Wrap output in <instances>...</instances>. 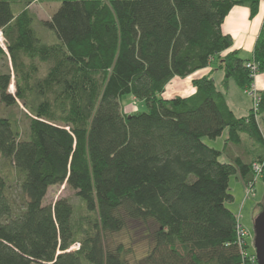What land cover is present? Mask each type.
I'll return each mask as SVG.
<instances>
[{
	"label": "trees",
	"instance_id": "1",
	"mask_svg": "<svg viewBox=\"0 0 264 264\" xmlns=\"http://www.w3.org/2000/svg\"><path fill=\"white\" fill-rule=\"evenodd\" d=\"M32 1L0 0V104L26 119L22 129L0 113V157L18 176L13 191L0 172V264H241L249 242L239 245L225 201L230 176L248 185L264 158V89L241 116L210 74L189 95L162 92L212 63L223 89H249L246 63L264 70V16L251 58L221 54L232 44L222 22L237 4L252 18L260 0H58L41 21L54 42L35 28ZM125 94L146 109L123 112ZM224 129L221 148L203 141ZM242 135L261 153L233 155ZM63 183L82 203L76 218L67 198L44 202ZM130 227L146 244L132 259L109 239Z\"/></svg>",
	"mask_w": 264,
	"mask_h": 264
},
{
	"label": "rangeland",
	"instance_id": "2",
	"mask_svg": "<svg viewBox=\"0 0 264 264\" xmlns=\"http://www.w3.org/2000/svg\"><path fill=\"white\" fill-rule=\"evenodd\" d=\"M57 6L58 0H33L29 5L30 10L35 17L34 26L43 37L47 36L46 38H43L46 42L56 41V36L51 30H48L49 32H47L46 34L45 27L41 24V21L42 19L47 18L50 12L55 10ZM211 67L215 72L217 71L216 63H212ZM4 70H6V60L0 57V71ZM258 72L254 74V77ZM214 77L215 79H217V73L214 75ZM253 89L256 93H258L254 85ZM162 95L164 97H170L172 96V93L165 90ZM246 97H248L247 99L249 100V102H251L252 108V96L247 95ZM120 105L122 111L127 113L146 109V105L143 101L134 98L129 94L121 96ZM22 110L24 109L20 104L19 106H13L11 108L4 107L0 104V113H9L11 116H13V118L16 119V122H18L20 127L23 129L26 126V119L23 116ZM225 135L226 129H224L222 134L217 138L211 139L208 137H203V141L210 146L220 148L222 139ZM221 159H224L223 155L221 156ZM0 172L6 177L10 188L13 191H16L18 179L17 173L12 164L7 159L1 157ZM259 179L260 175L254 178L250 186H247L243 183L244 189L242 190V183L238 176L236 177L234 175H231L229 180V192L233 195V199L231 201H225V205L236 214L239 225L243 226V228L245 227L248 231L249 249H254L253 220L261 211L264 210V183L261 181V179ZM58 197L67 198L73 204L74 217L76 218L77 216H79V214L82 212V203L71 187L67 186L64 183L49 186L44 196V202H53ZM109 239L112 244L121 243L122 245H124V247L128 248L129 251L126 254L131 259L140 256L143 253L144 247L146 245L145 241L140 237V234L137 233V230H134L131 227L129 228V230H121L119 232L111 234ZM74 247L75 245L73 246V248ZM84 262L85 264H87L85 260Z\"/></svg>",
	"mask_w": 264,
	"mask_h": 264
},
{
	"label": "crops",
	"instance_id": "3",
	"mask_svg": "<svg viewBox=\"0 0 264 264\" xmlns=\"http://www.w3.org/2000/svg\"><path fill=\"white\" fill-rule=\"evenodd\" d=\"M263 16H264V0H260L258 11L252 18L249 17V8L246 5L243 4L234 5L228 11L222 22V30L223 32L231 35L232 44L228 49L221 52V54H224L229 50L237 49L238 54L241 57L251 58L253 44L258 34ZM216 73L218 75L217 79H215L214 77ZM205 74H210L213 76L217 88L223 90V92L225 93L227 103L235 115L237 116L245 115L248 112V110H250L251 102H249V100L247 99L248 97H246L249 94L246 91L239 89L231 79L228 80L225 89H223V85H222V80L224 76L223 70L217 68V71L215 72L214 69L211 67V64L203 68L197 69L185 77H178V76L172 77L166 83L162 93H164V91L167 90L172 93V96L189 95L195 89L191 84V80L193 78H198ZM253 85L257 91L264 89V71H259L255 75ZM225 137L226 135L222 139L221 147L223 145V140ZM230 148L233 155H239L244 159H251L255 155V153L259 154L262 151V148L260 147H258V149L255 150L254 148H256V146L250 139H248L246 135H242L241 141L238 144L231 145ZM225 158L226 157L224 156V159ZM234 176L237 177L238 174ZM238 178L242 183V190H243L244 189L243 180L239 176ZM247 241H248V237H247Z\"/></svg>",
	"mask_w": 264,
	"mask_h": 264
},
{
	"label": "built area",
	"instance_id": "4",
	"mask_svg": "<svg viewBox=\"0 0 264 264\" xmlns=\"http://www.w3.org/2000/svg\"><path fill=\"white\" fill-rule=\"evenodd\" d=\"M1 41H2V38H1V35H0V42ZM246 66L251 70L253 76H254V74L256 72H258V68L256 66V63H254L253 61L247 62ZM246 92L249 95L252 96L253 107H255L256 103L258 101V95L254 91L253 85H251V87L249 89H247ZM263 166H264V158L262 159L261 162L255 163L253 165V169L255 171V177H257V176H259L261 174V169H262ZM250 184H252V182L249 183L248 185L250 186ZM236 235H237V241H238L239 245L241 247H243L244 244L247 243V237L249 235L248 231L246 229H244L241 225L238 224L237 229H236ZM242 255H243V260H242L241 264H257L256 255H255L254 249H247V248L243 249L242 250Z\"/></svg>",
	"mask_w": 264,
	"mask_h": 264
},
{
	"label": "water",
	"instance_id": "5",
	"mask_svg": "<svg viewBox=\"0 0 264 264\" xmlns=\"http://www.w3.org/2000/svg\"><path fill=\"white\" fill-rule=\"evenodd\" d=\"M253 248L257 264H264V210L253 220Z\"/></svg>",
	"mask_w": 264,
	"mask_h": 264
},
{
	"label": "bare ground",
	"instance_id": "6",
	"mask_svg": "<svg viewBox=\"0 0 264 264\" xmlns=\"http://www.w3.org/2000/svg\"><path fill=\"white\" fill-rule=\"evenodd\" d=\"M9 90H12V86H10Z\"/></svg>",
	"mask_w": 264,
	"mask_h": 264
}]
</instances>
